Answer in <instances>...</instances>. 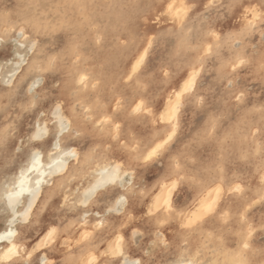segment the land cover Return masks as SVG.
Returning a JSON list of instances; mask_svg holds the SVG:
<instances>
[{
  "label": "snow or ice",
  "instance_id": "6c2138e0",
  "mask_svg": "<svg viewBox=\"0 0 264 264\" xmlns=\"http://www.w3.org/2000/svg\"><path fill=\"white\" fill-rule=\"evenodd\" d=\"M156 7L157 14L145 23L163 17L181 47L195 46L203 53L201 63L209 57L217 60L221 88L235 104H243L247 92L237 87V77L248 65L244 42L258 36L264 45V0H234L226 5L242 21L237 31L227 34L235 39V48L226 61L219 59L221 37L216 31L209 27L204 36L190 27L194 17L219 10L216 0H161ZM51 35L52 31L35 25L0 35V67L16 61L17 70L27 69H9L0 77V94L11 101V106L0 109V264H218L208 253L215 256L217 249L224 250L223 233L207 232L195 243L189 237L217 216L227 222L228 212L221 215L217 210L225 191L223 169L218 165L217 180L205 185L203 177L189 170L188 155L177 153L173 143L183 98L195 89L202 68L194 66L175 98L169 96L163 110H156L154 122L163 133L146 139L122 114L119 99L104 106L98 102L97 82L87 70L77 68L71 82L58 74L60 52L49 47ZM154 40L156 36L146 39V46L132 57L125 85L143 88L141 79ZM78 48L74 44L71 49L75 60L80 59ZM160 71L169 75L163 67ZM129 110L134 117L153 118V109L142 96L133 100ZM254 110L264 115V103ZM214 131L210 119L207 134ZM256 131L264 139V128ZM149 171L155 174L146 176ZM65 172L75 184L69 185ZM182 185L196 192L191 204L177 199ZM257 187L259 198L239 213L243 224L249 208L264 204V174ZM227 190L242 194L246 189L233 181ZM53 201L59 221H51L28 243V229L39 223ZM69 217L79 225L76 259L60 252V241L71 226ZM252 231L247 224L228 264H248Z\"/></svg>",
  "mask_w": 264,
  "mask_h": 264
},
{
  "label": "rangeland",
  "instance_id": "374dc122",
  "mask_svg": "<svg viewBox=\"0 0 264 264\" xmlns=\"http://www.w3.org/2000/svg\"><path fill=\"white\" fill-rule=\"evenodd\" d=\"M0 1L1 4L4 3V5L0 4V7L3 6L7 11L10 10V7L16 4L26 3L27 12L29 13L32 11L30 14L27 13V15H31L33 18H35L36 15L37 19L43 18L40 21L41 23L43 21L49 22L50 18H55V20H51L54 22L50 21L52 24L47 22L48 25L46 23H43V25L46 27L51 25L49 28L52 29V35L49 41V47L60 52V57L65 53V56L62 55V57H64L62 58L64 63L60 60V65L61 62L64 64L61 66L63 67V71H61L63 73L66 71L69 72L81 65L82 69L84 68L88 73L95 77L97 82L96 97L98 102L104 106L113 98L119 99L122 103V114L127 120L133 123V127L143 133V137L146 139L155 138L163 133L164 129L158 127L154 122L155 115L157 114L156 110H163V106L167 104V99L170 95L169 93L172 95V91L177 88L182 79L186 77L187 74H191H189V72L193 70L194 66H200L199 63H201L203 53L195 50V46L192 48L181 47L175 37L170 34L172 32V25L163 17H161L156 23H145L149 17H153L157 14L158 8L156 5L161 3L160 0H106L104 2L101 0H94L95 3L92 0L91 6H94H90L91 8L88 7L90 10L87 7V10L85 9L87 4L84 3L86 1L83 2V0H78L80 4L78 1V4H76L75 1H70V3L66 2L69 0H63V2H61L62 0ZM216 2L220 6L218 11L209 10V14H205V17H194L190 22V27L193 31L199 30L202 35L206 36L213 21L220 15V13L224 12L225 15L227 12L228 19L220 24V28L215 29L221 37L219 59L226 61L227 57L232 54V51L235 48V39L229 38L227 34L229 32L237 31V25L241 24L242 21L239 16L236 15L234 10H229V8L226 7V5L232 3L233 0H216ZM41 5L46 9L43 10ZM38 6L41 8H38ZM66 6L67 8H65ZM70 6L73 8L71 9ZM103 6L104 9H102ZM65 9L68 10L70 14H67L68 12L66 13ZM54 10L59 12H55ZM79 10H81V13ZM44 11L47 12V14ZM59 13H62V15ZM54 14H59L60 16L58 17ZM72 14L75 17H71ZM189 15H191V13H189ZM77 16L79 21L75 23L77 21V19H75ZM88 17H92L89 19V22H93L89 23ZM53 23L58 25L59 28L62 26L63 28L58 29V27H54ZM64 23L68 25L65 27ZM78 23L87 26V28L84 25L81 27V29H84H80V36H78L79 30H77L79 28H72V25L75 26L76 24L77 26ZM88 23L92 27H90ZM3 27L1 30H8V33H10L12 29L19 31L21 27H26V24L18 22L12 27ZM56 29H58V31ZM70 29L74 32H71ZM84 30L85 32L86 30L87 32L90 31V33L86 32L85 36ZM81 31L84 32V35ZM157 31L158 33H156ZM103 34L107 35L104 36ZM110 34L111 36H109ZM72 36L74 40H76L78 36L81 40H77L83 42L80 43L78 41H73ZM74 36H76V38ZM106 36H108V38H106ZM153 36H156V40L153 41L152 49H150V61L147 63V68L141 79L143 88L137 89L131 84L125 85L124 82L127 79L125 74L130 71L129 62L132 60V54L142 50V46H146L144 43L145 40L150 39ZM257 38L258 36L248 40L250 44L248 41L247 43L249 45H246V43L244 44L245 49L243 48V51L246 53V58L250 61L255 60L254 63H252L253 61L251 62L253 64L251 66V63H248L240 76L237 77V87L243 88L247 92L244 104H235L230 94L221 88L220 80L218 79V75L220 74L219 62L212 57L204 59L201 64L203 65L204 63L205 65L201 71L202 74H200V77L197 80L195 89L190 96L186 95L183 98L184 103L181 106V111L178 116L179 124L177 137L173 142L177 153L182 152L188 155L190 165L189 170L196 176L203 177L205 185L211 184L217 180V166L219 165L222 167L223 172L221 173L220 178L223 180L225 191L222 193L220 199L221 202L217 205V209L221 207V204L223 205L226 203L229 208H234L236 211V213L233 214V223L225 226V232L231 231L236 233H233L231 239V244L234 245L235 248H238V241L240 239V235H237V232L238 234L239 231L242 232L241 229L243 227L239 215L240 211H242L239 207L241 199H239V194L228 191V186L230 185V182L233 181L241 182L245 186L246 190L244 195H246L245 198H247L248 202L253 198H259L256 194L257 192H251L250 190L251 186H254V189L258 191V177L253 178L250 174V170L253 168L254 160V167L259 170L262 156L255 153L256 146L249 150V144L257 132L256 129H253L252 131V129H250L252 127L248 128L251 125L248 124L247 126L248 121L252 119L258 124L256 125L258 126L257 128L264 127V118H261L258 111L254 110V107L260 104L259 101L264 100V45H262L259 38ZM66 39L71 41L67 45L65 44V42L68 43ZM75 42L78 43H76V45L79 46L78 49L80 50L81 48L82 50H78V52H81V54L84 55L82 56L79 54L82 56V58L79 56V60H75L71 52ZM160 42H162V46L159 44ZM252 44L254 46H252ZM156 45L157 47H155ZM66 53L69 57H67ZM82 59H84L85 62L84 60L82 61ZM254 64H258L257 66L260 65L261 67L254 66ZM161 67L169 73L167 77L163 76L160 71ZM250 67H253L252 70L254 69V72L256 70L255 74L251 73L253 71ZM256 67L258 69H256ZM94 71L96 72L95 74L93 73ZM208 87L212 90L210 88L208 89ZM251 94L253 96H251ZM138 96H142L146 99V102L150 103L153 109L152 119L144 117L137 118L130 114L129 106ZM172 97L174 99V95ZM201 97H203V103L200 102ZM249 101L254 104L253 110L255 111L252 113L251 117H249L248 106L252 107V104H249ZM8 106H11L10 100L8 103L0 106V109ZM210 119H212L215 124V131L211 136L207 134ZM88 135L91 136L92 134L88 133ZM95 138L99 139L97 135ZM248 150L250 154L247 153ZM252 151L253 154H251ZM246 153L248 154V158ZM193 161L195 162L194 166L192 165ZM154 174V171H149L146 173V176H153ZM195 196L196 192L193 188H185L182 185L177 199L191 204L195 199ZM254 217H261L263 221L261 227L257 229L256 233L253 232L248 238V243L252 249H261L264 247V204L256 203L248 209L245 216V220L248 221H246V223L252 225L253 221H251V219ZM68 219L71 226L67 229L65 239L60 241V252L63 256L68 257L69 259H76L78 257V253H76V240L78 239L76 232L79 225L72 224L71 217ZM214 223L216 224L215 219L210 221L209 224L203 228L204 233H207L209 227L214 226ZM195 238H198V233L189 237L192 243L195 241ZM67 241H70V243H67V246H65Z\"/></svg>",
  "mask_w": 264,
  "mask_h": 264
},
{
  "label": "bare ground",
  "instance_id": "6f19581e",
  "mask_svg": "<svg viewBox=\"0 0 264 264\" xmlns=\"http://www.w3.org/2000/svg\"><path fill=\"white\" fill-rule=\"evenodd\" d=\"M21 1V0H20ZM61 1V0H60ZM70 1H75V3L76 4H78L79 3V1L78 0H69V1H66V2H69L70 3ZM77 1H78V3H77ZM84 1H86V2H84ZM94 1V0H93ZM102 2H104V1H106V0H101ZM148 1V0H147ZM161 1V0H160ZM1 2V1H0ZM28 2V1H27ZM37 2V1H36ZM45 2V1H44ZM61 2H63V0L61 1ZM66 2L64 1V3L66 4ZM82 2V1H81ZM83 2L84 3H86L87 4V6H85V9L87 10V8L89 7V8H91L92 6H94V5H92L91 6V2H92V0H83ZM154 2V1H153ZM233 2H234V0H233ZM232 2V3H233ZM29 3H31V2H29ZM33 3V2H32ZM94 3H95V1H94ZM1 4V3H0ZM26 4V3H25ZM25 4H23V3H21V4H16V5H14V6H12V7H10V10H6L3 6H1L0 7V35H3V34H7L8 33V30H1V28L3 27V26H8V27H12L14 24H16V23H18V22H23V23H25L26 25H35L38 29H46L47 27L45 26V25H43V23L45 24H47V22H44L43 20V22L41 23L40 21H41V19H43V18H41V19H37L36 18V15H35V18H33V16H29V15H27V6L25 5ZM39 4V3H38ZM37 4V5H38ZM80 4V3H79ZM83 4V3H82ZM93 4V3H92ZM104 4V3H103ZM149 4V3H148ZM1 5H4V3H2ZM67 5V4H66ZM70 5V4H69ZM69 5H68V7H69ZM151 5V4H150ZM6 6V5H5ZM29 6H31V5H29ZM34 6H36V5H34ZM61 6V5H60ZM72 6V5H71ZM70 6V8L72 9L73 7H71ZM74 6V5H73ZM91 6V7H90ZM40 6H38V8H39ZM41 7H42V9L43 10H45L43 7V5H41ZM40 7V8H41ZM87 7V8H86ZM37 8V9H38ZM65 8H67V6L65 7ZM88 8V9H89ZM36 9V10H37ZM69 9V8H68ZM102 9H104V6H103V8ZM28 10H29V8H28ZM32 10V9H31ZM52 10V9H51ZM90 10V9H89ZM38 11H40V10H38ZM55 11V10H54ZM57 11V10H56ZM55 11V12H56ZM65 11H66V13L68 12V10H66L65 9ZM80 11V13H81V10H79ZM30 12H32V11H30ZM30 12L28 13V14H30ZM36 12V11H35ZM34 12V13H35ZM45 12V11H44ZM52 12V11H51ZM57 12H59V11H57ZM83 12H84V7H83ZM82 12V13H83ZM99 12V11H98ZM46 14H47V12H45ZM44 13V15L46 16V14ZM49 13V12H48ZM87 13V12H86ZM94 13V12H93ZM100 13H102V12H100ZM60 14V13H59ZM59 14H54V15H56V16H60V15H62V13L59 15ZM67 14H70V12H68ZM104 14V13H103ZM228 13L226 12L225 13V15H224V12H222V13H220V15L213 21V23H212V25H211V30H213V31H216L217 32V30H215V29H217V28H220V24H222L224 21H226L227 19H228V15H227ZM63 15H64V12H63ZM101 15V14H100ZM52 16V15H51ZM55 16V17H56ZM71 16V15H70ZM70 16H67V17H70ZM91 16V15H90ZM47 17V16H46ZM57 17V18H58ZM71 17H75L73 14H72V16ZM104 17V16H103ZM205 17V16H204ZM45 18V17H44ZM65 18V17H64ZM90 18H92V17H88V22H89V19ZM52 19H54L55 20V18H52ZM51 18H50V21L52 20ZM59 19V18H58ZM66 19V18H65ZM72 19V18H71ZM74 19V18H73ZM75 19H77V21L75 22V23H77L78 21H79V19H78V16H77V18H75ZM81 19V18H80ZM49 20V19H48ZM59 20H61V19H59ZM63 20V19H62ZM67 20V19H66ZM221 20V21H220ZM49 21V22H50ZM64 21V20H63ZM68 21V20H67ZM86 21V20H85ZM84 21V22H85ZM48 22V23H49ZM51 22H54V21H51ZM50 22V23H51ZM65 22V21H64ZM69 22V21H68ZM83 22V23H84ZM90 22H93V21H90ZM89 22V23H90ZM56 23V22H55ZM57 23H58V21H57ZM66 23V22H65ZM64 23V24H65ZM70 23H71V21H70ZM73 23V22H72ZM88 23V24H89ZM52 24V23H51ZM61 24L63 25V23L61 22ZM85 24V23H84ZM83 24V25H84ZM101 24V23H100ZM100 24H99V26H100ZM48 25V24H47ZM53 25H54V27L56 26V27H58V29H61V28H63V26L61 27V28H59V23H58V25H55L54 23H53ZM52 25V26H53ZM68 25V24H67ZM66 24H65V27L67 26ZM81 23L79 24L78 23V25L76 26V24H75V26H73L72 25V28L74 29V27L75 28H79V29H77V30H79V35L78 36H80V29H81V27L83 26ZM51 26V25H50ZM49 26V27H50ZM84 26H86V25H84ZM89 26H90V24H89ZM47 28V29H49L50 31L52 30L51 28ZM71 27V26H70ZM90 27H92V26H90ZM89 27V28H90ZM4 28V27H3ZM86 28H87V26H86ZM6 29V28H5ZM12 29V28H11ZM58 29H56L57 31H58ZM68 29H69V27H68ZM67 29V30H68ZM82 29H84V28H82ZM81 29V30H82ZM53 30H54V28H53ZM62 30H65V29H62ZM71 30V29H70ZM103 30V29H102ZM160 30V29H159ZM60 31V30H59ZM119 31V30H118ZM54 32V31H53ZM69 32V31H68ZM71 32H74V31H72L71 30ZM78 32V31H77ZM84 32H85V30H84ZM84 32H82L81 31V33L83 34ZM86 32H87V30H86ZM86 32H85V36H86ZM122 32V31H121ZM87 33H90V31L89 32H87ZM99 33V32H98ZM156 33H158V31L156 32ZM26 34H27V31H26ZM54 34V33H53ZM56 34V33H55ZM63 34H64V32H63ZM74 34H76V33H74ZM81 34V35H82ZM113 34V33H112ZM114 34H115V32H114ZM120 34H122V33H120ZM68 35H70V34H68ZM67 35V36H68ZM84 35V34H83ZM82 35V36H83ZM104 36L105 35H107V34H103ZM116 35V34H115ZM66 36V35H65ZM77 36V38H76V36H74L75 38H76V40H74L73 39V36H72V40L73 41H78L80 38ZM81 36V37H82ZM98 36V35H97ZM109 36H111V34L109 35ZM121 36H123V35H121ZM84 37V36H83ZM52 38H53V36H52ZM98 38V37H97ZM101 38V37H100ZM103 38V37H102ZM106 38H108V36H106ZM259 38V37H258ZM257 38V39H258ZM78 39V40H77ZM84 39V38H83ZM82 39V40H83ZM67 40V39H66ZM81 40V39H80ZM72 41V42H73ZM67 42L68 43H66L65 42V44L67 45V44H69V42H71L70 40L68 41L67 40ZM78 42H80V41H78ZM83 41H81L80 43H82ZM256 42V41H255ZM77 42H75V44H76ZM246 43V45L249 43V41H248V43H247V41H245L244 42V44ZM78 44V43H77ZM159 44H161V46H162V42H160ZM250 44V43H249ZM248 44V45H249ZM254 44V43H253ZM252 44V46H254ZM49 45H50V43H49ZM72 45V44H71ZM70 45V46H71ZM80 45V44H79ZM52 46V45H51ZM53 46H54V44H53ZM63 46V45H62ZM82 46V45H81ZM80 46V47H81ZM251 46V47H252ZM155 47H157V45L155 46ZM67 48H70V47H67ZM135 49H136V47H135ZM244 49H245V46H244ZM79 50V49H78ZM249 50H251V49H249ZM61 51V50H60ZM69 51V50H68ZM79 51H82L81 50V48H80V50ZM264 51V50H263ZM135 52V51H134ZM63 53V52H62ZM61 53V54H62ZM68 53V52H67ZM67 53H66V55H67ZM65 54V53H64ZM64 54H62V55H64ZM70 54V53H69ZM79 54H81V52H79ZM136 53H134V54H132L133 56L135 55ZM254 54V53H253ZM62 55H61V59L60 60H62V62H63V59L62 58H64V57H62ZM82 55V54H81ZM81 55H79V56H81ZM65 56V55H64ZM82 56H84V55H82ZM82 56H81V58H82ZM201 56V55H200ZM67 57H69L68 55H67ZM84 59H82V61H83ZM130 60H131V57H130ZM249 60V59H248ZM252 60V59H251ZM255 60V59H254ZM254 60H252V61H250L249 60V64L252 62V63H254ZM128 61V60H127ZM257 61V60H256ZM255 61V62H256ZM62 62H61V65H59V68L57 69V72H58V74H60L61 76H63V77H66L68 80H69V82H71V77H72V75L76 72V70H77V68H81L82 69V67H81V65H79V66H77L76 67V69H72V70H70L69 72H65V73H63L62 71H63V67H61L62 65H64V64H62ZM84 62H85V60H84ZM17 62L16 61H14L13 62V64L12 65H6V66H3V67H0V77H2L4 74H5V72L6 71H8L9 69H11L12 71H18V72H24V71H27V69H25L23 66L19 69V70H17L16 68H15V64H16ZM64 63V62H63ZM81 63V62H80ZM250 64V66L251 65H253V64ZM199 65H200V67L203 69L204 68V63H203V65L201 64V63H199ZM257 66L258 64H254V66ZM127 66H128V64H127ZM260 66V65H259ZM259 66H257V67H259ZM256 67V69H258ZM261 67V66H260ZM251 68V67H250ZM253 68V67H252ZM252 68H251V70H252ZM84 69V68H83ZM192 69V68H191ZM62 70V71H61ZM91 70H94V69H91ZM253 72H251V73H254L255 74V72H256V70H255V72H254V69L252 70ZM192 72V71H191ZM191 72H189V74L191 73ZM94 74L96 73L95 71L93 72ZM262 73V72H261ZM200 74H202L201 72H200ZM257 75V74H256ZM188 74H187V76L186 77H184L183 79H182V81L179 83V85L177 86V88L175 89L177 92H179L180 91V89L182 88V86H183V84H184V82H185V80H187V78H188ZM259 76V75H258ZM200 77V76H199ZM198 77V78H199ZM257 78V77H256ZM260 78H262V77H260ZM257 80V79H256ZM255 80V81H256ZM262 80V79H261ZM101 82V81H100ZM211 87V86H210ZM210 87H208V89L210 88ZM207 89V88H206ZM211 89V88H210ZM175 90H173L172 91V95H171V93H169L170 95L169 96H173L175 93H176V91ZM212 90V89H211ZM211 90H210V92H211ZM207 91V90H206ZM209 91V90H208ZM261 91V90H260ZM254 93V92H253ZM169 96H168V98H169ZM251 96H253L252 94H251ZM208 97V96H207ZM247 97V96H246ZM250 97V96H249ZM175 98V97H174ZM168 100V99H167ZM252 101V100H251ZM9 102V98L7 97V96H5V95H3V94H0V106H2V105H4V104H6V103H8ZM260 102V104H258L256 107H254L255 109H258L259 107H260V105L262 104V103H264V100H261V101H259ZM254 103V102H253ZM244 104V103H243ZM248 104V103H247ZM250 104V103H249ZM248 104V105H249ZM252 104V103H251ZM253 106H254V104H252V107H250V106H248V111H249V117H251V115H252V113H254L255 111L253 110ZM258 113H259V116L261 117V118H264V115H262L259 111H258ZM233 118V117H232ZM248 124L249 125H251V126H249L248 128H250V127H252V128H250V129H252V131H253V129L255 130H257L258 128V126H256V125H258V124H256L255 123V121L254 120H249L248 121V123H247V126H248ZM254 127V128H253ZM260 128H264V127H260ZM257 132V131H256ZM90 134V133H89ZM96 135L100 138V134L99 133H96ZM95 135V136H96ZM261 141V142H260ZM262 145H264V139H262L261 137H260V135H259V133H257L256 135H255V137L251 140V143L249 144V150H251L252 149V147H254V146H256L257 148L255 149L256 150V152L255 153H257V154H259V155H261L262 156V158H261V163H260V166H259V170L258 169H256V167H254L255 166V160L253 161L254 162V164H253V168H252V170H250V174L253 176V178L255 177V178H257V177H259L261 174H264V148H262L261 146ZM249 150L247 151V153H249ZM246 153V154H247ZM250 154V153H249ZM251 154H253V151L251 152ZM247 158H248V154H247ZM252 162V163H253ZM83 163V162H82ZM251 163V164H252ZM249 166V165H248ZM249 168V167H248ZM250 168H251V166H250ZM62 175H64V178H65V180L69 183V185H71V184H75L76 183V181H75V179H73V177L70 175V174H68L67 172H65V173H63ZM249 182V181H248ZM247 182V183H248ZM250 190H251V192H258L257 190H255L254 189V186H251V188H250ZM73 191H75V189H73ZM84 192H85V187L84 186H81V188H80V194L81 195H83L84 194ZM254 193V194H255ZM245 194V192L244 193H242V194H239L238 196H239V199H241L240 200V204H239V207H240V209L242 210L244 207H247V204H248V201H247V198H245V196L246 195H244ZM257 194V193H256ZM41 195H44V192L42 191L41 192ZM258 198V197H257ZM221 202V201H220ZM232 204V203H231ZM237 207H238V205H237ZM218 210V212H220V214L222 215L223 214V212H228V214H229V216H228V218H227V222L225 223L223 220H221L220 219V216H217L216 218H215V222H216V224L214 223V226H212V227H209V230H208V232H210V231H212V232H220V233H223V235H224V237L226 238V247L224 248V250L223 251H220L219 249H217V252H216V255L215 256H213L212 255V253H208V255L213 259V260H216V261H218V264H228V261H230L231 259H232V255H233V252H234V250L236 249L235 247H234V245H232L231 244V242H232V237H233V233L234 232H225V226H227V225H231L232 223H233V220H234V215L233 214H235L236 213V211H235V209L234 208H229V206H227L226 205V203H224L223 205L221 204V207L219 208V209H217ZM222 210V211H221ZM248 217V216H247ZM70 218V217H69ZM255 218V217H254ZM251 219V221H253L252 222V228H253V231H252V233L253 232H255L256 233V231H257V229H259V227H261V224H262V221H263V219L261 218V217H257V218H255V219ZM59 219H60V212L57 210V207H56V204H55V202L53 201L52 202V205H51V207L48 209V210H46V212L44 213V214H42L41 215V217H40V221H39V223H37V224H34L31 228H29L28 229V243H33L35 240H36V237L40 234V232L51 222V221H53V220H57V222L59 221ZM248 219V218H247ZM247 221V220H246ZM250 221V222H251ZM248 222V221H247ZM250 224V223H249ZM246 227H247V223L246 224H243V227H242V232L241 231H239V234H238V232H237V235H240L241 233H244L245 231H246ZM175 231V228H173V229H170L169 230V233H166V235H169V234H171L172 232H174ZM204 234H206V233H204V230L202 229L201 230V232H199L198 233V238L201 236V235H204ZM234 234H236V233H234ZM180 234L179 233H177V236H179ZM198 238H195V241L193 242V243H195V242H197V240H198ZM240 238V237H239ZM248 242V241H247ZM239 247V246H238ZM247 260H248V264H264L263 263V261H264V247L263 248H261V249H252V247L250 248V245H249V249L247 250Z\"/></svg>",
  "mask_w": 264,
  "mask_h": 264
}]
</instances>
